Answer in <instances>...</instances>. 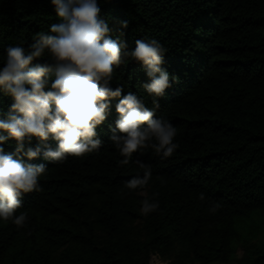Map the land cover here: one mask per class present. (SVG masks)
<instances>
[{"label":"trees","instance_id":"16d2710c","mask_svg":"<svg viewBox=\"0 0 264 264\" xmlns=\"http://www.w3.org/2000/svg\"><path fill=\"white\" fill-rule=\"evenodd\" d=\"M111 37L128 50L156 38L169 51L162 67L177 82L158 98L156 116L178 129L179 147L164 160L151 149L127 165L109 137L118 113L113 98L97 126L99 151L69 156L48 168L40 190L26 193L16 214L28 223L0 222V264H264V0H98ZM50 0H0V67L5 48H25L41 31L61 23ZM46 58H36L32 64ZM31 66V65H30ZM141 63L115 69L110 86L124 85L152 108ZM12 100L0 93V118ZM39 142L33 140L35 147ZM55 149L56 142H46ZM15 151V140L3 145ZM150 165L152 178L129 191L126 181ZM206 197L200 200V194ZM159 208L141 214L143 199ZM213 203L221 207L212 214Z\"/></svg>","mask_w":264,"mask_h":264},{"label":"clouds","instance_id":"9594fccd","mask_svg":"<svg viewBox=\"0 0 264 264\" xmlns=\"http://www.w3.org/2000/svg\"><path fill=\"white\" fill-rule=\"evenodd\" d=\"M61 23L37 34L28 48L22 43L5 48L4 66L0 67V93L11 98L8 113L0 118V222L17 228L29 221L27 212L16 214L26 193L40 190V178L47 166L28 161L41 157L55 164L69 156L82 157L100 150L103 141L97 126L105 122L113 98H118L115 126L109 125V140L123 157L118 164H129L134 153L151 149L168 159L179 147L178 129L167 119L156 116L158 98L177 82L162 67L169 51L158 39H138L128 50L124 41L127 21L122 22L119 38L111 37L109 22L100 16L98 0H50ZM36 58H46L32 64ZM135 61L142 64L150 82L143 85L152 98V108L143 98L128 92L124 85L110 86L115 69ZM31 65V66H30ZM15 140V151L3 146ZM39 143L33 147V140ZM56 142L53 149L46 142ZM139 163L143 174L126 181L129 191L145 188L152 178L150 165ZM200 200L206 199L203 193ZM221 205L213 203L208 211L215 214ZM159 208L155 199L141 202V214L147 216Z\"/></svg>","mask_w":264,"mask_h":264},{"label":"rangeland","instance_id":"374dc122","mask_svg":"<svg viewBox=\"0 0 264 264\" xmlns=\"http://www.w3.org/2000/svg\"><path fill=\"white\" fill-rule=\"evenodd\" d=\"M258 239L264 242V228L259 232ZM243 257L244 255L237 254L236 255L237 259L233 264H243L242 261ZM149 264H167V261L158 257L157 255H152L150 256Z\"/></svg>","mask_w":264,"mask_h":264}]
</instances>
